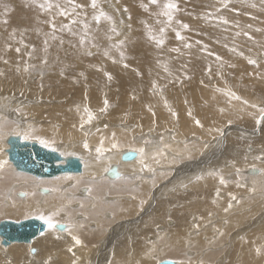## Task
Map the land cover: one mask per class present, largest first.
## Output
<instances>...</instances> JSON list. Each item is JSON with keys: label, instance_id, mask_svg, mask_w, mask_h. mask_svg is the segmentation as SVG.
I'll return each mask as SVG.
<instances>
[{"label": "bare ground", "instance_id": "obj_1", "mask_svg": "<svg viewBox=\"0 0 264 264\" xmlns=\"http://www.w3.org/2000/svg\"><path fill=\"white\" fill-rule=\"evenodd\" d=\"M192 1H200L202 4H204L203 6L200 5L201 7L197 5L198 9L194 8L197 11V15L202 11V9L206 8V4L208 6H216L218 9L222 7L221 13L227 17H231L233 15L235 12L234 9L236 7V0H230L227 8L222 6L220 2L221 0ZM103 4L107 5L105 6ZM103 4L102 9H105L104 12H111L114 10L113 5L116 4V1L104 0ZM117 9L119 8L117 7ZM149 10L151 9H148L147 11L149 12ZM122 13L123 12L118 13L116 23L113 25L115 28H119V26L123 24L120 22L121 19H124L125 21L128 20V14L126 17H122L121 19L119 18L121 17ZM140 13L142 15V12ZM143 14L146 13L143 12ZM238 14L239 10L237 8L235 15L239 17ZM134 15L135 17H133L135 18L136 24L133 22L135 26L131 31L130 39L127 38V43H125L124 38H126V36L124 37V35L127 34V36H129L128 34L130 31L128 32L125 30L124 26L123 29H119V36L116 34L113 35L112 33H110V36L106 34L109 37L117 36V39L114 38V44H110L108 41L105 42L103 37L105 34L100 32L101 29L111 32L112 25H110V22L109 25H107L108 22L102 21H100L99 24H96L95 20L90 21L88 19L90 26L93 27L95 25V27L100 28L97 29L100 30L99 32H96L95 35L90 36V38L94 40V42L91 40L92 44H96L97 42H101L103 44L102 48L99 43V47L96 44L95 47L100 48L99 52H96L95 47L90 46L91 43L88 44L89 48L91 47V49H88V46L86 45V50L83 48L85 51H77L76 53H73L74 50L72 51L70 49L71 47L63 44L61 46L64 51L60 50L58 53L66 52V54L64 53L65 56H62L61 54V56L57 57L56 55H46L45 52H42L40 55H36L35 52H33L32 58H29L27 53L32 51V46L40 50V42L42 40H38L37 42L35 41L36 43H33L34 41H32V38L29 39L28 37L29 34L27 35L25 32H23L24 29H22V32H20L24 34V36L16 34L15 39L9 40V35L4 33L7 32L6 28H0V56L4 58L0 60V71L4 72V76H0V124L3 125L0 127V160L8 161L5 170L0 173V197H2V199H6L0 201V216H6L7 214H12L15 211V215L19 216L20 214H26L28 210H30L29 212H32L30 215L36 216L38 215L36 211L37 209L47 214L52 210L62 207L64 209L62 214L65 217H61V219L64 221L60 222L58 220L61 214L55 218L56 221L60 222V224H67L71 222L72 224L76 225V227L72 229L73 234L80 238H84L85 236H83L84 234L80 233L81 229H79V224H77L79 220L73 221V219H75L74 215H71V213L68 211L69 206L67 205L70 201L66 198V194L67 196H72L71 198H76L79 203L84 204V207L90 204L91 209L94 208L95 210V216L97 217L96 221L99 222L104 221L101 215V213L104 211H109L111 213L110 220L115 221L119 218H122L124 214L129 216L133 213L137 214L139 200L142 201L145 197L146 200L147 198L152 199V201L148 202L146 205L147 210H150V213L141 217L140 225L133 227L132 229V226L125 228L124 223V226L122 225L123 227L119 224L120 226H117V228L112 230V232L110 231L106 242L101 244V246L96 249V255L94 257H92L91 254L83 255L84 252L80 251H77L78 254L69 252L68 248L72 247V245L75 243L71 236H69L66 231L58 232L50 230L46 225L45 231L42 232L40 236L35 238L29 245L12 244L9 246H3L2 239L0 237V264H5V258L13 264H29L27 262L30 260L29 255H32L34 258H36V255L37 258H42L39 260V262L35 261L30 264H44L46 262H51L49 264H71L72 260L77 261L80 264H83L87 260L90 261L88 264H105L107 262L106 259H109L110 257L104 255V250H108L111 244L115 245V254L130 258L136 253L134 252V254L131 256L128 252V241L126 243V237H131L129 235L135 232L133 236L135 235V239L137 240V247L142 250L145 242L144 239L153 233V229L157 224H165L163 233H171L172 235L175 233L174 227L178 228L179 231H183L180 240H178V242H182L184 238H190V235H187L184 230L188 229L189 231L192 230L195 232L193 229L194 225H189L190 217H192L193 213L198 215V222L196 225H202L203 221L206 220L207 215L212 213L214 215H210L209 219H216L214 221L216 222V237L221 238L222 236H225L226 233H229L232 228L237 227L238 222L244 218L246 213L239 215L240 211L243 210V212H245L247 210V212L249 211L251 214L258 212L257 209L255 211H251V209H249L250 207L241 209L238 212L236 211L238 207L234 206L235 204H233L227 212H225L224 209H221L220 214L216 216L218 206L216 203H213L214 200L212 201L209 198V196L212 195L213 188L216 189V187L220 186L219 178L220 176L224 177V174L229 175L228 178L230 179V183L225 185L227 186V189L225 190L226 193L233 194L235 190L237 191V185L242 184L239 178H243L244 175L248 176L249 180L252 179L251 182L253 183L251 184L248 182L246 185H251L255 189L261 188L260 190L264 188V161H258L257 163L255 161L257 160L255 159L256 156H264V121H262L263 125H260L261 128L258 129L259 132L257 134L260 133L259 137L258 135L257 137L255 136L257 139L254 137L253 140H250L253 138L251 135L250 139L248 140L247 135L243 136L244 134L240 135L239 133H234L233 131L232 134L229 133V135H227L225 138L219 137L217 135L218 132H221V126L219 125L225 122L226 111L233 113L235 115L233 118L239 121L246 119L244 124L247 128L257 126L256 119H254L252 114H255V116L258 118L259 112H257V109L250 107V105L256 104L259 99L258 95L255 93L252 95L249 93L247 88L244 89L241 87V90L236 92V95L240 96L241 100H232L229 104L228 97L225 94L223 96V93H219L218 91L215 93L209 92L206 85H203V83H201L202 81L200 80L209 70L206 69L202 74L205 68L209 67L211 64L216 65L211 63V61H209L203 54V50L206 47L203 46L204 44L201 45L200 43H205V40L207 43L209 42L208 40H216L217 42H221V44H223L218 46V43H216V52L221 56H224V54L227 55L226 57H228L227 61L229 65L234 66L233 71H238V73L241 74L247 69V67L242 62H240L238 57L229 54L231 53L229 49H224L225 45H227L229 48L234 47L233 45L234 42L237 41V38L233 36L232 33L226 34L219 28L209 26L211 24H207L205 18L202 17L203 19L195 20L194 24L192 25L193 28H195L199 23L202 25H197V27H201L198 32H192L193 36H196V39L198 38L202 40L199 42L200 46L202 47H199L198 49H195L196 47L188 49L183 48L180 43L172 41L167 43L164 46L165 50H163V46V48H161L156 43L157 41H153L156 43L155 45L158 48H151L149 46L148 48H143L144 41H142L143 39L141 37V34L143 35V28L141 27L142 29H139V23H137V21L142 20V22L144 21V24L146 22V27L144 28L147 31L145 32L149 33L150 37L155 35V38H157L159 34H164L159 33L161 28L160 26L162 25L153 26L151 25L152 21L154 23L156 21H154L152 18L150 24L148 20L149 17H146V19L143 15ZM197 15L193 18L196 19ZM143 18L146 19V21L143 20ZM158 18H156L157 23L159 20ZM242 18L245 19V16L242 15ZM227 27L231 30L229 25ZM25 29L28 30L27 28ZM184 33L186 34V32ZM205 33H209L208 38H206ZM68 35L69 34H67V36ZM35 36L39 37L38 39H42L40 32L36 33ZM144 36L146 35L144 34ZM109 37H106V40H108L107 38ZM173 37L175 36H171V38ZM21 39L24 41L23 45L19 43ZM70 39L72 40V38ZM79 39L80 38L77 40ZM152 39H154V37ZM165 39L168 41V36H166ZM14 40L16 43H13ZM6 41L12 45L11 49L5 48ZM121 41L123 43H120ZM188 41L191 42L190 40ZM193 41L191 43L198 42V40H195L196 42ZM126 44L130 45V48H128ZM24 45H27L28 47H25ZM114 45L119 46L115 47ZM173 45L174 47L176 45L178 47L181 46L179 48L180 51L177 53L170 51V48ZM167 46L170 48H167ZM16 47L21 48V52L19 54H17L15 51ZM126 47L128 48V52L125 54ZM89 51L92 53L91 55L87 54ZM105 52L108 53L107 56L104 55ZM121 53H123V57H121ZM192 55L199 57L195 61H190V56ZM45 57L47 58V64L42 63ZM5 59L8 60L7 64L4 63ZM40 59H42V61L40 68L37 70L39 74L43 75L42 77H45V79L42 80V83H44L46 86L45 88L48 90L47 94L40 92L34 85L30 84V86H28L25 79L28 77V75L23 71L25 61H27L28 65L30 66L31 63H40ZM67 59L70 60L68 61ZM113 61H115V63ZM193 63H198L199 67L196 70L191 71L189 66ZM125 64H127L128 67H124ZM17 67L20 68L19 73L21 75L17 76L15 79L14 73H17ZM219 67L224 68L225 64H218V68ZM210 72H212V70ZM105 73H109L112 76V79L108 80ZM137 73H139V75ZM179 76H181L186 81L191 79L189 80V82L191 81L192 83L191 86H189V89L191 88L189 93L186 87L182 88V84L174 83L181 82L179 80ZM21 78L24 79L23 84L20 80ZM192 78H194V80ZM243 78L246 82L247 77L244 75ZM222 80L226 81L225 79ZM153 81H155L158 88H165L167 94L170 97H166L159 93V89L153 90ZM172 89H175V91L171 92ZM183 97H189L191 103L200 105L202 108L201 112L205 110V112L202 113L204 116H212L213 118H216V122H212V127L208 131V136L205 137L195 134V132H201L198 126L190 125L188 117H183V122L185 124H183V126L180 125L179 132H173L172 130H169L168 132L172 134V136H169V138L172 137L173 140L168 139V137H164V144L168 145L169 147L165 149V155L163 157H158L160 160L159 164L151 159V153L153 150H149L153 145L147 146L146 152L149 154V157L146 162L149 163L154 169L153 172L147 170L141 172L138 158L128 162H122V155L127 153L130 148L143 146L144 138L139 136V128L138 130H135L134 126L137 127L141 122V126H144L145 128H151L150 125L153 123V116L148 109H154L158 115H162V117L168 121L171 119L172 115L169 112V108L165 107L164 100L166 99L167 102L173 101L176 103V101H180ZM105 99H107L111 104L115 103L116 109L112 111L109 117L107 116L103 119H100L99 121L96 120L93 125L85 126L86 130L90 133L87 139L92 151L89 153L82 147V141L85 137L79 130L80 117L83 115V107L85 105H87L90 109L95 110L96 107H102V103ZM244 100L249 102L248 105H245L242 102ZM78 107L79 111L77 110ZM260 107H264V105ZM16 108H22L23 112L27 113V117L24 118L18 115L14 111ZM221 109H224V111L221 112ZM128 110L130 113H132L131 115L126 114ZM133 112H135V114H133ZM138 112H140V120L137 117ZM8 119L16 123H12ZM26 119L27 122L29 121L30 129L34 130L33 133L39 134L44 138H49L55 142L51 147H45L41 143L38 144L49 150H53V148H55V151L61 154L63 157V160L60 162V164H64L68 157H77L82 164V171L80 173L60 174L53 178H36L35 181L37 183L33 185V187H23L25 189L24 191H27V195H22L23 197H19L21 198V202L17 204L15 203L14 198H12L10 195L4 196L6 186L9 183L19 181L24 182L29 181V179L23 174H19L17 171V177L10 176L8 173L10 169L14 171L12 168V163L8 157V150L10 148L8 140L11 136H20L22 140H24L23 134L27 131V127L29 126L26 122ZM73 124H76L77 128L74 129L72 127ZM169 124L171 123L169 122ZM105 125H107V128L104 127ZM184 127L189 129L183 130ZM97 129H99V131H97ZM217 129L219 131H217ZM230 130L231 128H226V131ZM16 132H19L20 134L16 135ZM112 132H116L117 138L121 144V148L119 150L106 152L102 161L97 162L95 147L99 146L101 137H105L104 146L109 148L111 144L110 137ZM155 134L160 133L151 129L149 133H145V136ZM133 137H135V139H133ZM167 139L170 141H167ZM250 144H252V150L249 152L247 151V148ZM220 153L223 156H220L219 159L212 162L211 165H204L208 161L213 160V158L218 157ZM195 158L198 159V162L194 164L193 168L190 164H183L184 162L190 160L193 161ZM251 164H255L253 167H256V169L259 170V173L256 174L257 176H251L255 175L252 173L253 167L241 171L240 175L236 174V168H245L247 165ZM109 167L111 170L117 169L120 173V177L116 179H110L107 175V173L110 171H105V169ZM191 168L192 173L188 172ZM209 173H217V175L213 176L209 175ZM197 177H202V179H197ZM255 179L257 180V183ZM30 181L33 182L34 180L30 178ZM108 184H113V186H109ZM136 185L137 187H135ZM16 186L18 187L20 184ZM112 187L116 188L117 190L112 189ZM89 188L91 189V192L87 191ZM162 188H165L163 192H161ZM38 190L40 192L39 195L36 194ZM43 190L44 192H42ZM172 190H175L173 195L169 194L172 192ZM217 190L219 189L217 188ZM251 190L252 189H249L248 192ZM32 191H34L35 194ZM17 194H22V192H16V196ZM77 194L80 196H76ZM113 194L122 196L129 194L126 196V198H130L131 196V200L124 199L113 202H110L109 200L107 202H102V199L105 195H107V197H111ZM84 195H87L86 198L90 199L91 201L82 198ZM161 195L165 197L169 196V199H172L173 202L172 200L168 201V199L158 201L159 196ZM107 197H104V199H107ZM205 198H208V200L205 201ZM197 200H199V203L196 202ZM255 208L259 209V206ZM167 212H169V215L174 218L173 222L166 221ZM80 215H82L83 218L91 217L90 215H92V213L87 212L85 214L81 213ZM222 221H224V227L220 230ZM172 223L174 225H172ZM97 230L93 231L97 232ZM208 230H205L204 232L197 231L195 234L202 236ZM247 232L249 233V231ZM94 234L92 236H95ZM235 237V235L231 237V243L234 246H232V244L230 246L233 250L234 260L232 257L231 259L238 264H252L251 261L254 259L249 261V258L254 256L255 250L251 249L253 247L247 244V246L244 247L245 250L239 253L246 251V248H250V250L244 252L245 254L243 253L242 255H239L241 256L239 260L236 257L238 252L235 251L238 245L236 243L238 238ZM101 240L102 239H100V241ZM196 245H199L198 242H196ZM177 247L178 246L168 251V254L173 255L170 257L178 258L179 250L176 249ZM30 248L31 250L35 248V252H33V254H31V250L29 251ZM207 250L210 252L209 249ZM110 251H108V255L113 254V252ZM147 253L148 252H139V255L144 257V255L146 256ZM27 254L29 258L28 260H26ZM103 255L107 258L103 257ZM143 264L145 263L143 262ZM178 264H182V262H178Z\"/></svg>", "mask_w": 264, "mask_h": 264}, {"label": "rangeland", "instance_id": "obj_2", "mask_svg": "<svg viewBox=\"0 0 264 264\" xmlns=\"http://www.w3.org/2000/svg\"><path fill=\"white\" fill-rule=\"evenodd\" d=\"M115 1H116V4L113 5L114 10L111 12L110 11L105 12L107 15L112 17V20H106L104 18H101V21L102 22H108L107 25H109V22H110V25H112V27H113V25H115V23H116L118 13L123 12L121 17H119L120 19L122 17H126V15L128 14L127 15L128 20L125 21L124 19H121L120 22H122L123 24L120 25L119 28H116V32H118L119 35H120L119 29H123V26H124L125 30H127L128 32L130 31L128 34L129 36H127V34L124 35V37L126 36V38H124L125 43L128 42L127 38L130 39L131 31L135 26L133 23V22H135V18H134L135 15L134 14L141 15L140 12H142V15L144 16V18L149 17L148 20H149L150 24H151L152 19L154 21H156L155 23L152 21L151 25H153V26L162 25L160 27H163V28L165 27V29H166L165 32H163L164 34L158 35L159 38L158 37L155 38L156 37L155 35L150 37V34L145 32V31H147L144 28V27H146L145 26L146 22L144 24L143 23L144 21L142 22V20H138V21L136 20L137 23H139L138 24L139 29L143 28L142 29L143 35L141 34V37L143 39L142 41H144L143 48L144 47L148 48V46L151 48L152 47L158 48L155 45L157 42L155 43L153 41H157L160 38H163L165 41L164 44L162 45L163 47L167 43L172 42V41L176 42V43H180L183 46V48H186L184 46L185 43L191 45V47H189V48H195L196 47L195 49L202 47V46H200V44L201 45L204 44L203 46L206 47L203 50L204 56L209 61H211V63L216 64V65L211 64L209 67L205 68L202 72V74H203L206 69H210V71L212 70V72H210L208 70L206 75H204L202 77V79H200L201 81L204 80L203 85H206L208 91L215 93V92H217V89H221L222 91H218V92L223 93L222 95L224 96L225 92H227V91H232V92L236 93V92H239L241 90V87H243L244 89L247 88L249 90V93H251L252 95L254 93L258 95L259 99L256 102V105H258L259 107L264 105V93H263L264 92V66H263L264 65L263 64L264 63V0H236V7H235L234 11L236 12V10L238 8L239 17L235 15V12L233 13V15L231 17H227L221 13L222 7L219 8V11H217L218 8L216 6H213V5L208 6L206 3H205L206 8L202 9V11L197 15L196 14L197 11L195 9H198L197 5H199V7L203 6L204 4H202V2H200V1L195 2L192 0H173V2L177 4V10L173 11V20H172L170 25L167 22V18L159 14L161 12V7L158 5L151 4L150 0H115ZM218 1H220V0H218ZM43 2H44V0H0V28H3V29L6 28L7 32H4V33H7L9 36L13 31L15 32V35L19 34V35L24 36V34L20 33V32H22V29H24L23 32H25L27 35L28 34L30 35V36L28 35V37H29V39L32 38V41H34L33 43H36L38 40H42L41 42L39 41L41 43V49L38 50V48L35 47L36 49L34 52L36 55H40V54H42V52H45L44 51V48H45L44 40L47 39L48 40V47H47V52H45V54L49 55V56L56 55V57L61 56V54H62V56H65L64 53L66 54V52L58 53L60 50L64 51V49H62V46L60 44V39H63V41H64L63 44H65L68 47H71L70 49L72 51L74 50L73 53H76L77 51H83L85 48H87L88 44H90V43L86 40V44L84 46H80L79 40H77L78 38H80V36H78V35L84 34V32H81V31H85V29H84L85 23L88 25V29H87L88 37L93 36V35H95L96 32L100 31V30H97L99 27L97 28V27H95V25L93 27L90 26L88 19L90 21H92V20L94 21V19H93L94 15H99V12L101 10H103L102 6L107 5V4H103L104 0H97V8L93 9L91 7V0H76L77 3L82 4L84 6L82 9L77 10L80 14L79 19H80L81 23H78L77 25H73L75 28L72 26L74 28L73 30L76 31L78 33V35L72 36L67 31H64V32L57 31L56 36L58 37V39L52 40L51 39V29L49 27V24L47 23V21H49L51 18V14L48 12H45L44 10H42L38 7V5L40 3H43ZM53 2H55V0H53ZM60 2L62 3L63 0H60ZM165 2H167V0H159L160 5H162ZM117 7L119 9H117ZM139 8H141V9H139ZM134 9H135V11H134ZM148 9H151V10H149V12H148L147 11ZM103 11H105V9ZM151 11H152V13H151ZM143 12H145L146 14H143ZM156 14L159 16H157ZM209 14H211V15H209ZM196 15H197L196 19L193 18ZM242 15L245 16V19L242 18ZM155 17L156 18L159 17L158 23H157V20ZM202 17L205 18V20L207 21L206 22L207 24H211L209 26L219 28L220 30H223L226 34L232 33L233 36H235L237 38V41L234 42V45H233L234 47L229 48L227 46V47H224V49L225 50L229 49L231 52L229 54L238 57L240 62H242L247 67V69L244 70L241 74L238 73V71H233L234 66L229 65V63L227 61L228 57H226L227 55L224 54V56L223 55L221 56L220 54H218L216 52V50H217L216 43H218L217 45L220 46V45H223V44H221V42H217L216 40H214V41L208 40L209 42L207 43L205 40V43L199 44L201 39H198V38L196 39L195 35H194L195 36V38H194L193 33L198 32L201 29V27L199 28V27H197V25L198 26H202V25L199 23L196 25L195 28H193L192 25L194 24L195 20L203 19ZM220 17H223L226 20L230 19V20H228L229 23L225 25L222 22V20L220 19ZM144 18H143V20L146 21L147 18L146 19H144ZM5 21H7V23H5ZM180 22L188 24L189 28L187 30L182 29L180 27ZM56 23L59 27L60 24L68 23V21L63 17L58 16L56 18ZM135 24H136V22H135ZM228 25H229V27H231V30L227 27ZM249 25H251V27H249ZM25 28H27L28 30H26ZM93 28H94L95 32H94ZM8 30H9V32H8ZM91 30H92V32H91ZM142 30H140V31H142ZM31 31H33V32H31ZM89 31H90V33H89ZM176 31H180L181 35H183L185 37L184 41H179L176 39V35H175ZM38 32H40L42 39H38L39 37L35 36L36 33H38ZM100 32H103V34H105V35H103L105 42L108 41L110 44L111 43L114 44L115 39H117L116 38L117 36L116 37L112 36L111 37L112 39L110 38V40H109V38H107L108 40H106V37H109L110 33H112V32L106 31L104 29L103 30L101 29ZM184 32H186V34ZM237 32H240L241 35L237 36L236 35ZM244 32H247L249 34V36L251 37V39H249L248 36L243 35ZM159 33H161V32H159ZM67 34H69V35L67 36ZM106 34H108L109 36ZM112 34L115 35L114 33H112ZM144 34L146 36H144ZM137 35H135V36H137ZM65 36H67V37H65ZM143 36H144V38H143ZM166 36H168V41H166V39H165ZM171 36H175V37L171 38ZM205 36H206V38H208L209 33H205ZM153 37H154V39H152ZM70 38H72L74 43ZM91 40L94 42L93 39H91ZM150 40H152V41H150ZM188 40H190L191 42L193 40L194 41L198 40V42L197 43H191ZM13 43H16V41L14 40ZM98 43L101 45V48H102L103 44L101 42H97L96 44L98 45V47H99ZM232 43H233V40H232ZM126 45L128 46V48H130L129 47L130 45H128V44H126ZM90 46H92V42H91ZM159 46L161 48H163L161 45H159ZM98 47H95L96 52H99L100 48H98ZM176 47L180 48L181 46L178 47L176 45L174 47V45H173L171 48L169 46H167V48H170V51H172V49H174ZM128 48L127 47L125 48V50H126L125 54L128 52ZM233 48H235L236 51H232L231 49H233ZM88 49H91V47L89 48V46H88ZM163 50H165V47L163 48ZM54 52H56V53H54ZM172 52L177 53L176 51H172ZM240 52H243V56L238 54ZM157 53H159V52H157ZM159 54H161V53H159ZM196 55H198V54H196ZM217 55L222 57V60H220V61L216 60ZM198 57L199 56L195 57L194 55H192V56H190L191 60L190 59L189 60L195 61ZM71 58H73V57H71ZM260 58H261V60H260ZM70 59H67V60L69 61ZM249 59L255 60L256 64L248 63ZM41 61H42V59H40V63H31V65H35V68L29 67V72H27V73L25 72L28 75V77L25 79H26L28 86H30V84L34 85L38 88V90L40 92H42L43 94H47L48 90L45 88L46 86L44 85V83H42V80H44L45 77H42L43 75L39 74L38 70H37L38 68H40ZM218 64H225V67L224 68H222V67L218 68ZM198 67H199L198 63H193L192 65L189 66L191 71L196 70ZM0 68H1V61H0ZM239 69H240V67H239ZM56 70H58V69H56ZM19 75H21V74L20 73H14L15 79ZM244 75H245V77H247L246 82L244 81V78H243ZM192 79L194 80V78H192ZM222 79H225L226 81H223ZM20 80L22 81V84H23L24 79L21 78ZM179 80L181 82H174V83L182 84L183 85L182 88L186 87L188 90V93H189V91L191 89V88L189 89V86H191V84H192L191 81L189 82V80H191V79L186 81L181 76H179ZM259 80H261V81H259ZM234 85H237V86H234ZM259 85H261V86H259ZM157 89H159V93H161L162 95H164L166 97H170L167 94L165 88H157ZM160 89H162V91H160ZM174 91H175V89L171 90V92H174ZM29 93H30V91H29ZM102 102H103V100H102ZM108 104H109V107H108L107 111L104 113L99 112V109L104 107V102L102 103V107H98V108L96 107L95 110L91 109L97 115L98 121L100 119L107 117V116L109 117V115L112 113V111L114 109H116L115 103L111 104L108 102ZM92 107H94V106H92ZM168 108L171 109V111H169L170 114L172 112H176L177 117L172 116L170 120L166 121L162 117V115H158L156 113V111L154 109H152V111L155 112V116L152 115L153 116L152 119H153V121H155V124L152 123V125H150L151 128H145L144 126H141V122L138 124L137 127L134 126L135 130H138V128H139V134H140L139 136L141 138H144V140L148 139V140H152L155 142V141L159 140L161 135H163V137H168V139L173 140L172 137L169 138V136H172V134H170L168 132H169V130H172L173 132H176V131L179 132L180 125L183 126V124H185L183 122V117H188V121H189L190 125H196L195 121L199 120L200 123L203 125V127H198L201 132H195V134L207 137L208 131L212 127V122H216V118H213L212 116H204L202 113H204L205 110H203V112H201V109H202L201 106L191 103V100L189 97H186V98L183 97L180 101H176V103L173 101H168ZM189 112H191V115H189ZM257 112H258V110H257ZM225 113H226L225 122L219 125V126H221L220 127L221 132L217 133V135L219 137L225 138L227 135H229V133L232 134L233 132L234 133L237 132L240 135L244 134L243 136L247 135L248 140L250 139L251 135L253 138H251L250 140H253L255 136L257 137V135L259 137L260 133L259 134H257V133L259 132L258 129H260L261 126L263 125L262 122L259 124L256 123L257 126H254L255 129H254V127L247 128V127H245V124H244L246 119H244V120L242 119L241 121H239V120L233 118L235 116L233 113L228 112V111H226ZM126 114L131 115L132 113H130V111L128 110L126 112ZM133 114H135V112H133ZM137 117L140 120V112H138ZM144 118H146V117H144ZM8 120L10 122L14 123V121H12L10 119H8ZM95 121H93L92 125L94 124ZM229 121H231V124L228 123ZM26 122H27V119H26ZM169 122L171 124H169ZM27 123L29 126L27 127L26 132L32 131L30 129L29 121ZM96 127H98V126H96ZM162 128H167V129H162ZM226 128H231V130L226 131ZM150 129L156 130L160 134L145 136V133H149ZM185 129H189V128L184 127L183 130H185ZM224 131H226V132H224ZM25 133L23 134L24 141L40 143L39 138L46 139L49 142L53 141L49 138L41 137L39 134H36V133H33L31 136L26 138ZM256 137H255V139H257ZM168 139H167V141H170ZM251 147H252V144H250L248 146L247 151L250 152L252 150ZM151 150H153V146H152V148H150L149 151H151ZM236 151H237V149H236ZM220 156H223V155L220 153L218 155V157L213 158V160L208 161L204 165H208V164L211 165L212 162L219 159ZM255 161L257 163L258 161H262V160H255ZM197 162H198V159L195 158V159H193V161L190 160V161L184 162L183 164H190L193 168L194 164ZM254 165L255 164L247 165V167H245V168L241 167L239 169L241 171H243V170H246L248 168H252ZM12 168L14 171H12L9 167L10 170L8 171V173L10 174V176L17 177L18 174H16V170H15L13 164H12ZM192 168L188 172L192 173L191 172ZM255 169H256V167H255ZM217 172H219V171H217ZM18 173L23 174L25 177H27L29 179V181H24V182L19 181V182L9 183L6 186L7 192L6 191L4 192V196L10 195L12 198H14V201L17 204H19L21 202L20 201L21 198H19V197H23L22 196L24 194L23 192H25V193L27 192V191H24L25 189L23 187H33V185H35L37 183L35 181L36 177H34L30 174H27V173H22V172H18ZM252 173H254L255 175H251V176H257L256 174H258L259 171L252 172ZM228 177H229V175L224 174V179L227 181V184L230 183V179ZM30 178L33 179L34 181L33 182L30 181ZM239 180H241L240 182H242V184L241 185L239 184V186L237 185L236 189H238L237 190L238 192L235 190L233 194L226 193L225 190L227 189V186H225V185L220 184V186L216 187V189L213 188L212 195H210L209 198L212 201L214 200L213 203H216L218 206V208H217L218 210L216 211L217 212L216 216H218V214H220L221 209L227 208L229 203L231 205L235 204L234 206L238 207L236 209V211H238V212L241 209H244L246 207H250L249 209H251V211H253V210L255 211L257 209L258 212L251 214L249 211L247 212V210L245 212H243V210L240 211L239 215L242 213L243 214L246 213V215H244V218H242L238 222V226L232 228L229 231V233H226L225 236H222L221 238L216 237L217 236L216 232H215L216 222H214L216 219H214V220L209 219L210 215H214V214H212V213L208 214L206 217V220L203 221L202 225H198L199 227H197L196 224L198 222L197 221L198 215L193 213L192 217H190V224L189 225L190 226L194 225L193 229L195 230V232H193L192 230L189 231L188 229L184 230L187 235H190V238H186V239L184 238L182 240V242H178V240H180V237H181L183 231H181V230L179 231L178 228L174 227L175 233H173L172 235H171V233H169V234L163 233L165 224H157L156 227L153 229V233L150 234L146 239H144L145 242H144V245L142 248L143 251L139 247H137V240L135 239V235L133 236V234H135V232L130 234V235L128 234L129 236H131L129 238L126 237V243L128 241V252L130 253L131 256L134 254V252L136 254L130 258L125 257V256H119V254L114 253V246L115 245L111 244V246L109 247L108 250H104L105 252L103 251L104 255H106L107 257H110L109 259H106L107 262L105 264H143V262L145 264L146 263L159 264L163 261H173L176 264H178V262L179 263L182 262V264H217V263L218 264H236L237 262L235 263V261H233L234 260L233 250L231 249V246H230L232 244L231 243V237L234 235L238 238L236 240L237 241L236 243L238 245H237V248L235 249V251L238 252V254H236V257L239 260L241 258V256H239V255H242L244 252L249 251L250 248L249 249L246 248V251H244L243 253H239V252L245 250L244 247L247 246V244H249L253 247L251 249L255 250L254 256L252 258H249V261L251 259H254L253 261H251L252 264H264V226H263L264 225V188H262V190H260L261 188L255 189L251 185H246L248 182H250L251 184H253V183L251 182L252 179L249 180V177L245 176V175L243 178L240 177ZM255 181L257 183L256 179H255ZM13 184H15V185H13ZM18 184H20V186L17 187L16 185H18ZM108 185L113 186V184H108ZM243 185H245V186H243ZM135 187H137V185ZM217 188L219 189V195H217ZM112 189L117 190L114 187H112ZM249 189H254V191L251 190L250 192H248ZM164 190H165V188H162L161 192H163ZM175 190L174 191L172 190V192H170L169 194L173 195L175 193ZM241 190H243V191H241ZM16 192L17 193L22 192V194H19V195L17 194V196H16ZM32 192L34 193V191H32ZM39 193L40 192L38 190L36 192V194L39 195ZM127 195H129V194H126V196ZM76 196H80V195L77 194ZM126 196L113 194V195H111V197L110 196L107 197V195H105L104 197H107V199H104V197H103V199H102L103 201L102 200L101 201L107 202L110 200V202H113V201L124 200V199L131 200L130 199L131 196H130V198H126ZM231 196H235L236 200H232ZM71 197L72 196H67V194H66V198L70 201L67 205V206H69L68 211L71 213V215H74L75 219H73V221L79 220L77 224H79V229H81L80 233L84 234L83 236H85L84 238L79 237L80 240L82 241V243L80 245H76L75 243L72 245V247H71L72 252L71 253L78 254V252L80 251V252H84L83 255L91 254L92 257H94L96 255V249H98V247H100L101 244L106 242V240L108 239V234H110V231L112 232V230L117 228V226H120V225L122 226L124 223L125 226L124 225L123 226L125 228L126 227L129 228L130 226H132V229H133V227H137L138 225H140L141 217L150 213V210L149 211L147 210L146 205L148 202L152 201V199H148V198L146 200V197L142 201L139 200V202H138L139 206L137 207L138 210L136 209L138 211L137 214L133 213V214H130V216L127 214H124L122 216V218H119L117 220L114 219L115 221L110 220V214L111 213L109 211H104L101 213L104 221L99 222V221H96L97 217L95 216V210H94V208L91 209L90 204L84 207V204L79 203L78 200H76V198H71ZM86 197H87V195L86 196L84 195L82 198H85L86 200H90V199H87ZM169 198H170L169 196L165 197V196L161 195V196H159L158 201H162L163 199H168V201H171L172 199H169ZM2 200H6V199H2V197H0V201H2ZM207 200H208V198H205V201H207ZM172 202H173V200H172ZM196 202L199 203V200H197ZM257 206H259V209L255 208ZM176 209H178V208H176ZM29 211L30 210H28V212L26 214H20L19 216L15 215L16 211L12 214H7L6 216L2 215V216H0V222H2V221L20 222V221L28 220L31 218H35L36 216L30 215L32 212H29ZM63 212H64V210H63ZM63 212H61V215L58 218V220L60 222L64 221L61 219V217L62 218L65 217L62 214ZM87 212L92 213V215H90L91 217H84L83 218L82 215H80L81 213L85 214ZM247 213H248V215H247ZM166 217H167V219H166L167 222H169V221L173 222L174 221V218H172L171 215H169V212H167ZM194 217H196V218H194ZM204 219H205V217H204ZM223 222L224 221H222V223L220 225V230L224 227ZM251 222H252V224H251ZM239 223H240V225H239ZM130 224H132V225H130ZM172 225H174V224L172 223ZM255 225H257V226H255ZM250 228H252V229H250ZM97 229H99V230H97ZM208 229H211L214 231H211ZM93 230H97L98 233L96 231H93ZM105 230L106 231L109 230V231L106 232ZM205 230H208V231H206L202 236L195 234L197 231L204 232ZM246 230L249 231V233ZM54 231L61 232L57 229ZM217 231H218V228H217ZM256 231H257V233H256ZM131 232H132V230H131ZM93 234L95 236H92ZM186 234H185V236H186ZM56 235H58V234H56ZM192 235H194V236H192ZM126 236H127V234H126ZM100 239H102V240L100 241ZM193 239H195V240H193ZM196 242H198L199 245H196ZM12 244L29 245L26 243H12ZM12 244H10V245H12ZM176 246H178L176 249L179 250V253H178L179 256H178V258H172L170 256H173V255L168 254L169 253L168 251L172 250ZM232 246H234V245L232 244ZM207 249H209L210 252H208ZM257 249H260L259 253H257ZM30 250H31V248L29 249V251ZM29 251H28V253H29ZM108 251L113 252V254L108 255ZM139 252L140 253L148 252V253L146 256L143 254L144 257H141L139 255ZM31 254H33L32 251H31ZM203 254H204V256H203ZM211 254L214 256H212ZM215 254H216V257H215ZM104 255H103V257H106ZM231 257L233 260L231 259ZM29 258H30V260L27 261L29 264L33 263L35 261L39 262V260L42 259V258H37V255H36V258H34L32 255H29ZM29 258H28V254H27L26 260H28ZM201 259H202V261H201ZM206 259H208V260H206ZM210 259H211V261H210ZM99 260H101V259H99ZM73 261L74 260H72V262ZM72 262H71V264H72ZM89 262L90 261L87 260L83 264H88ZM49 263H51V262H48L47 264H49ZM5 264H13V263L9 262V260L5 258ZM44 264H46V263H44ZM76 264H80V263H78L76 261Z\"/></svg>", "mask_w": 264, "mask_h": 264}, {"label": "snow or ice", "instance_id": "obj_3", "mask_svg": "<svg viewBox=\"0 0 264 264\" xmlns=\"http://www.w3.org/2000/svg\"><path fill=\"white\" fill-rule=\"evenodd\" d=\"M150 3L153 5H158L161 7V12L159 14L166 17L167 22L170 25L172 20H173V11L177 10V4L174 3L173 0H167V2L163 3L162 5L159 4V0H150ZM229 3H230V0H221V4L225 8L228 7ZM38 7L40 9L44 10L45 12H48L51 14V18L49 21H47V23L49 24V27L51 29V39L52 40L58 39V37L56 36L57 31H59V32L67 31L72 36L78 35V33L73 30L72 26L77 25L78 23H81V21L79 19L80 14L77 10L82 9L84 7L82 4L77 3L76 0H63L62 3L60 2V0H55V2H53V0H44L43 3H40L38 5ZM91 7L93 9L97 8V0H91ZM217 11H219V9H217ZM209 15H211V14H209ZM58 16L65 18L68 21V23H62L58 27V25L56 23V18ZM101 18H104L106 20H112V17L107 15L103 10H101L99 12V15H94V17H93V19L96 21L97 24L100 23ZM220 19L222 20V22L225 25L229 23V21L224 19L223 17H220ZM5 23H7V21H5ZM180 27L182 29L187 30L189 28V25L180 22ZM249 27H251V25H249ZM84 29H85L84 34L80 35V39H79V45L80 46H84L86 43V40H88V42L91 43V38L88 37V33H87L88 25L86 23L84 24ZM159 31L161 33H163L165 31V29L163 27H161ZM111 32L116 34V35H119V33L116 32L115 26H113L111 28ZM175 35H176L177 40L184 41L185 37L183 35H181L180 31H176ZM236 35L239 36V35H241V33L237 32ZM243 35L248 36V38L251 39V37L249 36V34L247 32H244ZM110 38L111 37H109V39ZM8 39L9 40L15 39V32L14 31L10 34ZM164 42L165 41L163 38H160L157 40V44L161 45V46L164 44ZM19 43L23 45L24 44L23 39H21L19 41ZM63 43H64L63 39H60V44L62 45ZM120 43H123V42L121 41ZM44 45H45L44 51L47 52V47H48V40L47 39L44 40ZM24 46L28 47L27 45H24ZM92 46L95 47L96 45L92 44ZM114 46L118 47L119 45H114ZM184 46L186 48L191 47V45L187 44V43H185ZM11 47H12V45L6 41L5 48L11 49ZM225 47H227V45H225ZM231 50L236 51L235 48H233ZM15 51L17 54H19L21 52V48L16 47ZM34 51H35V47L32 46V51H29L27 53V56L29 58H32V54ZM172 51L179 52L180 49L174 48V49H172ZM87 54L91 55L92 53L89 51V52H87ZM238 54L243 56V52H240ZM104 55L107 56L108 53L105 52ZM121 57H123V53H121ZM0 59H4V58L2 56H0ZM216 60L220 61V60H222V57L217 55ZM113 62L115 63V61H113ZM4 63L7 64L8 60L5 59ZM42 63L47 64V58L46 57L42 61ZM248 63L256 64V61L253 59H249ZM29 67L35 68V65L29 66L27 61H25V66L23 68V71L26 73L29 72ZM124 67H128V65L125 64ZM16 71H17V73H19L20 68L17 67ZM209 71H210V69H209ZM137 74L139 75V73H137ZM105 75L107 76L108 80L112 79V76L109 73H105ZM0 76H4L3 71H0ZM201 83H203V81ZM157 88H158L157 84L155 83V81H153L152 89L157 90ZM160 91H162V89H160ZM217 91H222V90L217 89ZM225 95L228 97L229 104L231 103L232 100H237V101L241 100V97L236 95V93L232 92V91L225 92ZM242 102L245 105H248V103H249L247 100H244ZM164 105H165V107H168V102L166 99L164 100ZM108 107H109L108 100L105 99L104 100V107L99 109V112L100 113L106 112ZM250 107L257 109L259 112L258 118L255 116V114H252L254 116V119H256V123L259 124L262 121H264V107H259L256 104H251ZM77 110L79 111V107ZM148 110L150 112H152L153 116H155V112H153L151 108H149ZM14 111L18 115H20L24 118L27 117V113H24L22 108H16V109H14ZM169 111H171L170 108H169ZM220 111L223 112L224 109H221ZM171 114L173 117H177L176 112H172ZM189 115H191V112H189ZM97 119H98L97 115L87 105H85L83 107V115H81V117H80L79 130L83 133V135L85 137L82 141V147L85 151H87L89 153H91V151H92V149L90 148L88 139H87V137L89 136L90 133H89V131L86 130L85 126L86 125H92L93 121H95ZM14 123H16V122H14ZM195 123L198 127H203V125L200 123L199 120H196ZM228 123L231 124V121H229ZM153 124H155V121H153ZM2 126L3 125L0 124V127H2ZM17 126H18V124H17ZM72 127L75 129V128H77V125L73 124ZM104 127L107 128V125H105ZM97 131H99V129H97ZM150 131H151V129H150ZM217 131H219V130L217 129ZM33 132H34V130L26 132L25 137L28 138L29 136H31L33 134ZM15 134L19 135L20 133L16 132ZM110 139H111V144H110L109 148H106L104 146L105 145V137H101V139L99 141V146L95 147L96 161L97 162L102 161L106 152L113 151V150H119L121 148V144L117 138L116 132L111 133ZM133 139H135V137H133ZM39 142L42 145H44L45 147H51L52 144L55 143L54 141L49 142L48 140L43 139V138H39ZM149 145H153V151L151 153V159L154 160L157 164L160 163V160L158 159V157H163L165 155V149L169 147L168 145L164 144V137H163V135H161L159 138V141L154 142L152 140L145 139L143 141V146L137 147V148H130V150L127 152L126 155L128 156L129 159H135V158L139 159V165H140V171L141 172H143L145 170L150 171V172L154 171V169L151 167V165L146 162L148 157H149V154L146 152V147ZM53 151H55V148H53ZM255 159L264 161V156H256ZM7 164H8L7 160H0V173H2L5 170ZM105 171H111V168L110 167L106 168ZM252 171L257 172L259 170L255 169L253 167ZM240 172H241V170L239 168H236V174L240 175ZM115 175L119 178L118 172L115 173ZM209 175L215 176V175H217V173H209ZM197 179H202V177H197ZM219 183L221 185H226L227 181L224 179L223 176H220ZM252 190L254 191V189H252ZM87 191L91 192V189L89 188V189H87ZM23 195H27V194L24 193ZM217 195H219V190H217ZM231 199L236 200V197L231 196ZM231 207H232V205L229 203L228 207L225 208L224 211L227 212L229 210V208H231ZM63 210L64 209L61 207V208L52 210L49 213L45 214L44 212L37 209L36 211H37L38 215H36L35 218L42 220L43 223L45 225H47L48 229H50V230L60 229L62 231H66L68 233V235L71 236V238L75 242V244L80 245L82 243V241L80 240V238L78 236L74 235L72 232V229H74L76 227V225L72 224L71 222H69L67 224H60L55 219L56 217H58L61 214V212ZM197 227H199V226L197 225ZM31 251L35 252V249H32ZM68 251L72 252V248L71 247L68 248ZM259 252H260V249H257V253H259ZM46 264H47V262H46ZM72 264H76V261H73ZM173 264H175V262H173Z\"/></svg>", "mask_w": 264, "mask_h": 264}, {"label": "water", "instance_id": "obj_4", "mask_svg": "<svg viewBox=\"0 0 264 264\" xmlns=\"http://www.w3.org/2000/svg\"><path fill=\"white\" fill-rule=\"evenodd\" d=\"M8 144L10 146L8 150L9 160L18 172L27 173L36 178H53L60 174L80 173L82 171V164L77 157H68L64 164H60L63 160L61 154L36 142L24 141L20 136H11ZM126 154L122 155V162L134 160L129 159ZM117 172V169H113L107 175L110 179H116L118 178L115 175ZM45 229L46 225L36 218L20 222L2 221L0 222L2 245L9 246L12 243L31 244ZM159 264H173V261H163Z\"/></svg>", "mask_w": 264, "mask_h": 264}]
</instances>
